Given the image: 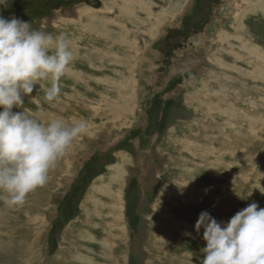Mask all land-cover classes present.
<instances>
[{
  "label": "rangeland",
  "instance_id": "obj_1",
  "mask_svg": "<svg viewBox=\"0 0 264 264\" xmlns=\"http://www.w3.org/2000/svg\"><path fill=\"white\" fill-rule=\"evenodd\" d=\"M97 1L0 6L75 57L56 101L36 85L24 106L88 121L23 205L0 199V264H200L201 212L264 208V0Z\"/></svg>",
  "mask_w": 264,
  "mask_h": 264
},
{
  "label": "clouds",
  "instance_id": "obj_2",
  "mask_svg": "<svg viewBox=\"0 0 264 264\" xmlns=\"http://www.w3.org/2000/svg\"><path fill=\"white\" fill-rule=\"evenodd\" d=\"M0 5L7 7L8 0ZM74 59L67 34L54 36L33 29L30 21L0 15V199L9 207L23 205L44 186L73 141L88 131L83 118L41 120L24 106L36 85L46 103L56 101ZM201 228L206 246L200 264H264V208L257 203L223 224L203 211L195 224L197 232Z\"/></svg>",
  "mask_w": 264,
  "mask_h": 264
},
{
  "label": "bare ground",
  "instance_id": "obj_3",
  "mask_svg": "<svg viewBox=\"0 0 264 264\" xmlns=\"http://www.w3.org/2000/svg\"><path fill=\"white\" fill-rule=\"evenodd\" d=\"M124 8H126L125 11H124ZM118 11L120 12L121 15H123V12H124L125 14L128 13V9H127V7H126V6H123V5L120 6V7L118 8ZM130 11H131V10H130ZM126 15H127V14H126ZM125 18H126V17H125ZM128 32H129V31H128ZM139 37H140V36H139ZM122 39H123V38H122ZM142 48H143V47H142ZM142 48H141V49H142ZM217 103H218V102H217ZM224 113H225V112H224ZM107 186H108V185H107ZM102 189H106L105 186H104ZM106 190H107V189H106ZM108 190H110V187H109ZM103 191H104V190H103ZM111 191H113V190H111ZM106 192H107V191H106ZM113 192H114V191H113ZM104 193H105V191H104ZM107 193H108V192H107ZM115 193H116V192H115ZM115 193H114V195L111 193L110 196H109V197H111V200L114 201V202H112V204H110V205H112L111 208H110V210L113 211V213H112L113 216L116 214V213H115V209L118 210V208H119V200H118V202H117L116 197H115V195H116V194L119 195V193H116V194H115ZM108 195H109V194H108ZM108 195H107V196H108ZM118 195H117V196H118ZM171 195H172V194H171ZM90 196H91V195H90ZM94 196H95V195H94ZM118 197H119V196H118ZM89 198H90V197H89ZM91 198H92V197H91ZM94 198H95V197H94ZM94 198H93V199H94ZM95 199H97V198H95ZM103 206H104V204H103ZM158 207H160V206H158ZM120 209H121V208H120ZM93 211H94V210H93ZM157 211H158V210H157ZM87 212H88V211H87ZM94 213H95V212H94ZM98 213H99V211H98ZM119 213H120V212H119ZM100 215H101V214H100ZM120 218H121V217H120ZM116 219L119 220L117 217H116ZM114 223H115V222H114ZM115 224H116V223H115ZM115 224H114V228H116V229L119 231V228H118ZM118 224H119V223H118ZM118 224H117V225H118ZM108 227H109V226H108ZM112 229H113V228H112ZM86 233H87V231H86ZM113 233H114V232H113ZM82 234L84 235L85 233H82ZM107 234H109V231H107ZM109 238H110V236H109ZM115 238H116V237H115ZM165 238H166V237H165ZM65 241H66V240H65ZM68 241H69V240H68ZM119 241H120V240H119ZM116 242H117V240H116ZM116 242H115V243H116ZM115 243H112V242L108 239V237H107V238L105 239V246H106V247H105V250H107V251L109 252V251L112 249V248L109 249V246H110V245H113V244L116 245L117 243H116V244H115ZM110 247H111V246H110ZM114 248H115V246H114ZM112 250H113V249H112ZM104 253H105V252H104ZM78 255H80L79 252H78ZM81 255H82V254H81ZM83 255H84V254H83ZM86 256H87V255H86ZM86 256H84V258H86ZM105 256H106L105 258H107L106 260H109V259L115 260V258L112 257V253H110V255H107V254H106ZM162 257H163V259L165 258V256H162ZM120 259H121V257H119L118 259H116L113 263L119 262ZM93 260H94V258H93ZM162 261H163V260H162ZM170 261H171V260H170ZM109 263H110V262H109ZM116 264H118V263H116Z\"/></svg>",
  "mask_w": 264,
  "mask_h": 264
},
{
  "label": "trees",
  "instance_id": "obj_4",
  "mask_svg": "<svg viewBox=\"0 0 264 264\" xmlns=\"http://www.w3.org/2000/svg\"><path fill=\"white\" fill-rule=\"evenodd\" d=\"M0 6H1V7H4L3 5H0ZM7 8H8V7H7ZM58 234H59V231H58V233H57L56 236L54 235V237L57 238ZM49 243L51 244L50 240H49ZM51 245H52V247H56L54 244H51Z\"/></svg>",
  "mask_w": 264,
  "mask_h": 264
},
{
  "label": "water",
  "instance_id": "obj_5",
  "mask_svg": "<svg viewBox=\"0 0 264 264\" xmlns=\"http://www.w3.org/2000/svg\"><path fill=\"white\" fill-rule=\"evenodd\" d=\"M92 3V5H94V6H98L99 5V2L97 1V0H93V2H91Z\"/></svg>",
  "mask_w": 264,
  "mask_h": 264
},
{
  "label": "flooded vegetation",
  "instance_id": "obj_6",
  "mask_svg": "<svg viewBox=\"0 0 264 264\" xmlns=\"http://www.w3.org/2000/svg\"><path fill=\"white\" fill-rule=\"evenodd\" d=\"M217 1H215V3H216Z\"/></svg>",
  "mask_w": 264,
  "mask_h": 264
},
{
  "label": "crops",
  "instance_id": "obj_7",
  "mask_svg": "<svg viewBox=\"0 0 264 264\" xmlns=\"http://www.w3.org/2000/svg\"><path fill=\"white\" fill-rule=\"evenodd\" d=\"M79 257V256H78Z\"/></svg>",
  "mask_w": 264,
  "mask_h": 264
}]
</instances>
